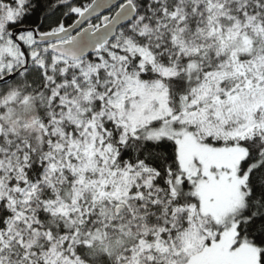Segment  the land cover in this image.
<instances>
[{
    "label": "snow or ice",
    "instance_id": "obj_1",
    "mask_svg": "<svg viewBox=\"0 0 264 264\" xmlns=\"http://www.w3.org/2000/svg\"><path fill=\"white\" fill-rule=\"evenodd\" d=\"M0 264H264V0H0Z\"/></svg>",
    "mask_w": 264,
    "mask_h": 264
},
{
    "label": "trees",
    "instance_id": "obj_2",
    "mask_svg": "<svg viewBox=\"0 0 264 264\" xmlns=\"http://www.w3.org/2000/svg\"><path fill=\"white\" fill-rule=\"evenodd\" d=\"M35 18V17H34Z\"/></svg>",
    "mask_w": 264,
    "mask_h": 264
}]
</instances>
